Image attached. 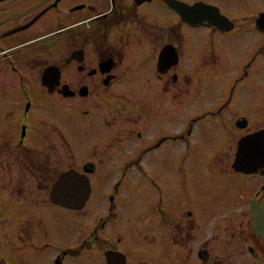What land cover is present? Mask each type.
<instances>
[{"label":"flooded vegetation","instance_id":"1","mask_svg":"<svg viewBox=\"0 0 264 264\" xmlns=\"http://www.w3.org/2000/svg\"><path fill=\"white\" fill-rule=\"evenodd\" d=\"M168 1L0 0V151L33 152L25 146L43 118H75L74 170L87 166L91 191L82 209L62 208L78 214L92 184L111 182L88 240L54 252L53 264H76L71 253L92 247L97 264H264V240L250 229L264 166L237 160L240 139L264 130L252 126L264 119V0H229L231 13L223 0H178L217 7L227 30L202 15L185 21ZM225 70L228 95H207L205 79ZM127 189L136 205L116 210ZM34 227L19 223L13 238L35 258L50 246Z\"/></svg>","mask_w":264,"mask_h":264},{"label":"rangeland","instance_id":"2","mask_svg":"<svg viewBox=\"0 0 264 264\" xmlns=\"http://www.w3.org/2000/svg\"><path fill=\"white\" fill-rule=\"evenodd\" d=\"M229 0H223L222 3L225 5V9L231 13V10L227 7L226 3ZM230 0L229 3H231ZM258 1V0H257ZM211 73V72H208ZM230 70L221 71L216 75L208 76L204 84L207 85V95L211 96H221L228 95V89L224 91V85L228 78L231 77ZM214 74V72H213ZM262 78H264L262 76ZM249 78H245L244 83L241 84L243 90H246L251 84ZM248 84V87H247ZM237 87L236 90H238ZM249 89V88H248ZM226 92V94L224 93ZM248 90L244 93L243 97H247ZM43 123L38 127L35 125L39 134L37 138L33 135V142L30 147L33 152H41L44 155L48 154L50 159L49 162L51 166L56 167L57 171L54 175L53 181L55 180L58 173L69 169L76 168L78 162H80L79 151L76 150L74 143L78 142L81 138L78 135V129L75 126V118H59L55 122L64 126L65 130H62L67 137L68 146L61 145V140L56 136V130L59 126L54 122L53 118H43ZM75 121V122H74ZM254 121V120H253ZM264 125V119H256L252 126L254 128ZM42 127H51L47 131H43ZM52 130V131H51ZM68 133V134H67ZM18 137H14L13 142H16ZM74 142V143H73ZM57 146L53 150H41L42 148L49 147L46 144H54ZM61 145V146H60ZM40 146V148H39ZM73 148V149H72ZM25 149L12 151L14 154L11 155L9 159L8 156H0V264H53V253L56 251H69L74 252L82 240H88L93 229V223L95 220L99 219L101 213H103L105 206H108L109 194L108 193V183L109 181H102L100 184H92V193L90 195V200L87 202V207L84 210L74 213L65 208L46 203L48 200V191L50 186L46 191L36 192V189L30 187L28 191L27 200H15L10 199L5 193L6 189L4 186L7 182L14 179L18 175V164L14 163L12 160L15 156H19L23 159ZM37 156V154H36ZM6 160H9L6 162ZM11 164V168L8 169V165ZM31 174L32 182H36L37 171ZM21 175V174H19ZM18 175V176H19ZM241 197V196H240ZM239 197V198H240ZM137 197L135 199V194L126 190L125 192L120 191L119 198L115 201L116 210H121L125 207L132 205L133 208L136 205ZM100 214V215H99ZM99 215V216H98ZM231 218V222H234L233 226L239 233L240 226H238L240 218L237 219V213L225 214ZM35 223L34 229H37L38 235L36 238L40 240L41 245L50 246L46 254H42L38 257L30 256L28 248H19V241L14 239V233L16 232V227L19 223ZM230 226H220V232L223 235V239H227L226 228ZM33 229V228H32ZM244 232H246L244 230ZM219 233V230H218ZM17 234V233H16ZM28 239V234L25 233ZM92 236V235H91ZM88 244V243H87ZM216 246V245H215ZM219 247H217V250ZM226 249L223 250L225 252ZM73 258L70 261L76 264H82L80 261L84 260L87 264H97L94 261L96 255V250L92 247L91 250L86 251L81 254V258L75 256L76 253H71Z\"/></svg>","mask_w":264,"mask_h":264},{"label":"water","instance_id":"3","mask_svg":"<svg viewBox=\"0 0 264 264\" xmlns=\"http://www.w3.org/2000/svg\"><path fill=\"white\" fill-rule=\"evenodd\" d=\"M168 4L185 21L190 22L189 17L192 14L197 17L202 15V18L207 19L209 23L218 26L221 30L230 29L229 21L219 14L215 6L200 2L188 5L178 0H169ZM259 19L263 21L264 12ZM237 155V160L240 158L251 159L249 161L255 163L250 166L239 164V167L254 171L264 166V130H259L240 139ZM89 171L87 166L83 168L84 173ZM84 173H78L74 169L60 173L49 191V201L68 209H82L91 191L89 179ZM250 229L257 237L264 240V196L258 202L251 204Z\"/></svg>","mask_w":264,"mask_h":264},{"label":"trees","instance_id":"4","mask_svg":"<svg viewBox=\"0 0 264 264\" xmlns=\"http://www.w3.org/2000/svg\"><path fill=\"white\" fill-rule=\"evenodd\" d=\"M14 154L12 151H0V156H8L9 159L11 155ZM34 152L26 151L24 152L23 159H20L19 156H15L12 160L14 163L18 164V175L14 179L7 182L4 186L6 189L5 193L9 196L10 199L15 200H27L28 191L30 187L36 189V192L46 191L47 188L53 183V172L51 170V163L49 162L48 157L34 155ZM9 160H6V162ZM11 168V164L8 165V169ZM34 171H39L36 175V182H32L31 174L35 175Z\"/></svg>","mask_w":264,"mask_h":264}]
</instances>
